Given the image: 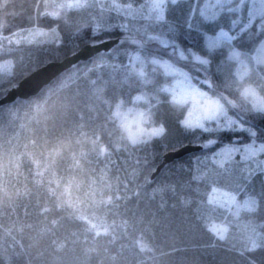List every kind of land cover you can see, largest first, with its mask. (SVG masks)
<instances>
[{
    "label": "trees",
    "instance_id": "trees-1",
    "mask_svg": "<svg viewBox=\"0 0 264 264\" xmlns=\"http://www.w3.org/2000/svg\"><path fill=\"white\" fill-rule=\"evenodd\" d=\"M91 7L71 18L63 7L46 10L43 0H0V36L33 28L57 33L53 41L0 49V57L16 58L12 73L0 79V98L50 62L120 39L38 96L0 108V264H264L263 169L239 158L223 166L214 160L222 147L245 145L250 136L183 126L187 108L171 104L164 90L170 79L150 62H133L136 54L169 59L202 81L211 78L213 88L204 87L264 144V113L221 72L228 50H204L188 25L187 3L168 10L161 23ZM261 38L254 26L233 47L251 53ZM193 53L208 56L211 65L196 62ZM135 104L163 134L132 142L116 111ZM213 139L218 143L209 144ZM187 145L203 149L152 178L167 153ZM231 196L254 198L258 207L235 217ZM213 225L226 229L223 239Z\"/></svg>",
    "mask_w": 264,
    "mask_h": 264
},
{
    "label": "rangeland",
    "instance_id": "rangeland-1",
    "mask_svg": "<svg viewBox=\"0 0 264 264\" xmlns=\"http://www.w3.org/2000/svg\"><path fill=\"white\" fill-rule=\"evenodd\" d=\"M43 2L46 6V10L50 9L53 11H57L61 9V7H63L61 10H65V12L69 13L71 18L75 17L77 14L87 12L88 9L92 8L91 7L92 5L97 4L98 7H101V8L107 7V10H114L120 13L121 15L124 16L125 20L127 21H136L139 19H144V20H149V21L158 22V23L164 22L166 20V17H167L166 13L168 10L174 8V6L176 5L187 3L191 7V12H190L191 22L188 23V25H190L191 28H193V32H195L196 36L199 39L201 38L200 39L201 42L204 43V50H207V51L208 49L206 45L208 43V37L210 36L213 39H215L216 30L218 27L222 26L226 31L229 32L230 35H233L231 33V30H233V28L231 27V21L239 19L241 21L240 24H242L243 22L247 23L249 19L248 12L252 10L253 8L251 3H245L244 8L241 12L229 13L228 8L236 7L239 2V0H233V3L231 5H228V4L223 5L222 15L219 18V21L212 22L211 20L207 19L206 16L211 15L209 8L215 4V0H175V2H173V0H146V2L143 5L132 4V2H129V0H88L86 7L71 8V9L67 7L68 0H43ZM129 5L131 7H129ZM256 9L259 10L260 6L256 5ZM214 10L221 11V5H218V4L215 5ZM161 16H163V19L160 18ZM259 22L260 20L257 19L256 23L259 24ZM240 24H238L237 27ZM229 28H231V30ZM39 31L54 33L53 39H55L57 36L56 30L47 31V30H43L39 28H33L30 30L16 33L12 36H9L8 38L0 36V49H2V47H4L7 43L10 44V42L13 44H22V43L31 44L35 42L45 43V42L53 41V39H48L44 36L37 35V32ZM232 47H233V44H232ZM217 50H229V45L225 44L222 48L217 49ZM4 53L1 52L2 56L0 57V66H2L0 67V79H3L4 77L9 76L12 73L15 67V63H16V58L8 57ZM184 56L186 55L184 54ZM242 58L248 60L249 66L252 68L251 75L245 78L243 82L237 81L236 77L233 75V72L236 67L235 63L234 62L230 63L226 61L222 65L223 68L221 72L223 73L225 79L227 80V83L238 94H239V90L242 89L245 85L251 84L253 87L257 89L258 93L261 96H264V78H261V75H258V73L262 74L260 70L264 66H259V67L256 66L254 62L251 60L250 56H244ZM133 62L134 64H137L138 66H142L146 64L147 62H150L154 66L160 68L162 72L170 79L169 83L166 84L165 88L174 90L178 94L181 92V89L183 88V84L179 82L185 81V79L187 78V79H190V81L193 84L197 85L202 90L208 91L209 95H211L212 97L218 98L217 96H214L211 91L207 90L204 87L202 80H200L197 77H194V75L190 71H188L186 68L179 66L178 64L172 62L169 59H163V58H158V57L146 58V57L141 56L140 54H136L134 56ZM166 92L170 95V98H171V92L170 91H166ZM220 101L222 102L221 99ZM245 101L248 104H250V106L252 107L250 99L245 100ZM183 106H185L187 110L191 109L192 101L189 100ZM224 106L227 109L228 116H231L234 120L238 121L239 125L243 126V128L245 129L244 131H240L237 125H233L232 129L228 131L245 132L251 138L250 143H247V144H252L254 148H259V146L263 143H260L255 138V136H252L251 133L247 131V129L249 128L245 126L239 119L232 116L229 113L228 108L225 104ZM119 113L120 114L119 115L116 114V116L119 118L122 126L128 133V136H130V133L138 134L139 138L137 142L143 140V138L156 137V136H160L161 134H163V131L155 135L151 134V130L153 128H160V127H153L150 121L147 124L148 122L147 116H146L147 110L144 107H140L137 104H135L134 106H128L124 109L120 107ZM218 119L221 125L225 123V119H226L225 116L220 115ZM204 124L209 130L205 131L198 127L194 129H198V130H201L203 132H208V133L222 131L221 128L217 125L216 120H211V121L204 120ZM141 128L144 129L143 133L139 132ZM189 129H193V128H189ZM245 145L227 146V147L235 148L237 149V151L232 155V158L230 160L225 161L223 165H225L227 162L235 158H239L241 162L249 163L254 168H259L260 162L264 161V152H260L254 157L245 158V156L247 155L245 152ZM216 153L214 154V160L218 165H220L218 161H220L222 157L220 155H216ZM263 174H264V169H263ZM231 198L232 196L229 198V200ZM246 201H250L254 203H252L251 207H249L248 205H246L245 203ZM257 207H258V201L251 197H247L243 200H238V198H234L233 200L232 198L230 201V213L234 215L235 217L239 216L241 212L252 211V210L257 209Z\"/></svg>",
    "mask_w": 264,
    "mask_h": 264
},
{
    "label": "snow or ice",
    "instance_id": "snow-or-ice-1",
    "mask_svg": "<svg viewBox=\"0 0 264 264\" xmlns=\"http://www.w3.org/2000/svg\"><path fill=\"white\" fill-rule=\"evenodd\" d=\"M175 2V0H173ZM88 0H68L67 7L71 8H82L86 7ZM233 0H215V4L209 8L211 12L210 16H206L207 19L212 22H218L219 18L222 15L223 5L228 4L231 5ZM245 3H251L253 6L252 10L248 12V21L244 23L242 27H240L238 33L236 35H230L228 31H226L222 26L218 27L216 30L215 39L212 37H208V43L206 45L208 52L210 54L214 53L217 49L222 48L225 44L229 45V50L227 52V56L225 57L226 61L232 63L234 62L236 67L233 72V75L236 77L237 81L243 82L245 78L249 77L252 73V68L249 66L248 60L243 59L244 56H250L251 60L254 62L256 66H264V38L258 40V42L253 47L251 53L242 52L240 49L236 47H232L233 41L242 40L245 36H250L252 28L255 26L259 30V34L261 37H264V0H239L236 7H229L228 12H241L244 8ZM221 5V11H215V5ZM256 5L260 6V9H256ZM119 7V6H118ZM129 7H131L129 5ZM203 14V13H202ZM53 15H58L57 13H53ZM163 19V16L160 17ZM257 19L260 20L259 24L256 23ZM241 21L239 19L231 21V27L235 29ZM37 35L44 36L48 39L54 38V33L37 32ZM183 58V54H181ZM193 57L196 62L208 67L211 65V59L208 56H201L196 53H193ZM223 63V62H222ZM2 67V66H0ZM143 75V73H141ZM261 75V78H264V74L258 73ZM183 84V88L181 92L178 94L174 90H170L165 88V91L171 92L170 103L174 105L183 106L189 100L192 101V108L186 111V114L180 120V123L188 128H200L202 130H209L204 124V120H216L217 125L221 128L222 131H228L232 129L233 125H237L240 131H244L243 126L239 125L238 121L234 120L231 116H228L227 109L224 104L220 101L219 98H214L209 95L208 91L202 90L197 85L193 84L190 79H185V81L179 82ZM207 89L213 88V82L211 78L205 79L202 82ZM239 95L245 99L251 101L252 108L260 113H264V96H261L257 89L253 87L251 84L245 85L242 89L239 90ZM135 101H142L144 97L142 95H136L134 97ZM229 103L236 107V102L229 101ZM119 105H117V115H119ZM220 115L225 116V123L223 125L220 124L218 117ZM163 128H153L151 130V134L155 135L159 132H162ZM248 132L251 133L252 136H256L257 133L252 129H247ZM140 133L144 132V129L139 130ZM129 138L133 143H136L139 136L138 134H131ZM209 144L218 143L217 140L213 139L208 141ZM237 151V149L232 147H222L216 155H220L222 158L218 163L223 166L225 161L230 160L232 155ZM245 158L254 157L260 152H264V144H261L259 148H254L252 144L245 145ZM260 167L264 169V161L260 162ZM218 191L213 188V192ZM214 200L213 197H209V203H212ZM234 200V198H233ZM246 205L251 207V204L254 202L246 201ZM212 231L217 234L220 239L224 238V233L226 229L219 225H213Z\"/></svg>",
    "mask_w": 264,
    "mask_h": 264
},
{
    "label": "water",
    "instance_id": "water-1",
    "mask_svg": "<svg viewBox=\"0 0 264 264\" xmlns=\"http://www.w3.org/2000/svg\"><path fill=\"white\" fill-rule=\"evenodd\" d=\"M55 17L56 15H53V18ZM119 42L120 39L116 38L98 44H89L61 62L48 63L24 78L16 87L10 89L4 97L0 98V108L14 104L18 100H30L38 96L45 87L51 85L64 72L70 70L79 63L92 60L101 53L111 51ZM202 149V146L187 145L179 150L167 153L152 178L158 176L166 165L188 155L198 153Z\"/></svg>",
    "mask_w": 264,
    "mask_h": 264
}]
</instances>
